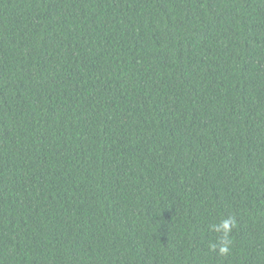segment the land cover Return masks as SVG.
I'll use <instances>...</instances> for the list:
<instances>
[{
    "label": "trees",
    "instance_id": "obj_1",
    "mask_svg": "<svg viewBox=\"0 0 264 264\" xmlns=\"http://www.w3.org/2000/svg\"><path fill=\"white\" fill-rule=\"evenodd\" d=\"M0 264H264V0H0Z\"/></svg>",
    "mask_w": 264,
    "mask_h": 264
},
{
    "label": "clouds",
    "instance_id": "obj_2",
    "mask_svg": "<svg viewBox=\"0 0 264 264\" xmlns=\"http://www.w3.org/2000/svg\"><path fill=\"white\" fill-rule=\"evenodd\" d=\"M223 227L227 230V228H228V222H227V221L224 222ZM227 251H228L227 247H222V248L220 249V253H221V254H224V253H226Z\"/></svg>",
    "mask_w": 264,
    "mask_h": 264
}]
</instances>
